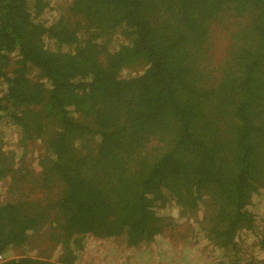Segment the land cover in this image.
<instances>
[{
	"label": "trees",
	"instance_id": "obj_1",
	"mask_svg": "<svg viewBox=\"0 0 264 264\" xmlns=\"http://www.w3.org/2000/svg\"><path fill=\"white\" fill-rule=\"evenodd\" d=\"M50 2L0 0V120L42 149L31 165L0 146V264H48L8 254L42 230L60 264L92 239L146 246L167 207L206 210L221 263L251 233L264 264V0H68L44 25Z\"/></svg>",
	"mask_w": 264,
	"mask_h": 264
},
{
	"label": "rangeland",
	"instance_id": "obj_2",
	"mask_svg": "<svg viewBox=\"0 0 264 264\" xmlns=\"http://www.w3.org/2000/svg\"><path fill=\"white\" fill-rule=\"evenodd\" d=\"M68 4V0H51L48 8L40 14V23L50 25L63 15ZM227 38L224 32H217L212 36L213 40H217V48L214 49L216 59L222 56V51L227 45L223 41ZM123 41V38L119 40L111 39L109 48H114ZM46 45L55 48L52 43L47 42ZM61 50L68 49L61 48ZM139 73L141 71L138 68L124 69L120 76L129 78ZM156 145L159 146L157 143ZM0 146L3 152L15 156V162L22 157L31 165L32 163L36 165L38 156L42 153L40 143L21 147L19 145L18 129L6 123L4 119L0 120ZM24 148L26 149L24 150ZM9 184V177L0 180V204L6 203L9 199L15 197L14 193L8 191ZM44 196L42 198H45ZM48 196L49 200L54 201L53 196ZM251 205L252 207L249 206L248 208L252 211L255 209L259 213L257 216L264 217V187L253 196ZM205 211V209H200L194 217L187 220L188 217H181L180 210L167 207L160 214L166 217L167 221L174 222V224L170 230H164L158 236H155L148 245L136 248L128 247L123 239L115 238L88 240L83 251L79 253L78 259L75 260V264H229L227 259H232L234 252L227 251L225 253L226 260L221 263L219 249L212 248L204 238L203 232L201 233L202 227L207 228L205 224H201ZM243 236L244 240L240 246L239 255L236 256L237 264H258L255 256L259 258H263V256L251 246L255 240L254 235L245 233ZM58 247L55 243L49 241L48 236L43 235L42 230V233L34 234L25 246L13 249L8 254L11 257H38L48 264H60L57 260Z\"/></svg>",
	"mask_w": 264,
	"mask_h": 264
},
{
	"label": "built area",
	"instance_id": "obj_3",
	"mask_svg": "<svg viewBox=\"0 0 264 264\" xmlns=\"http://www.w3.org/2000/svg\"><path fill=\"white\" fill-rule=\"evenodd\" d=\"M0 259H1V257H0Z\"/></svg>",
	"mask_w": 264,
	"mask_h": 264
}]
</instances>
